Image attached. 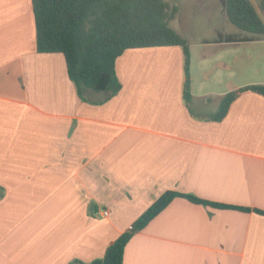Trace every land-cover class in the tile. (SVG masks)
<instances>
[{
  "label": "crops",
  "instance_id": "obj_1",
  "mask_svg": "<svg viewBox=\"0 0 264 264\" xmlns=\"http://www.w3.org/2000/svg\"><path fill=\"white\" fill-rule=\"evenodd\" d=\"M187 43L188 100L180 45L125 49L120 90L81 98L64 55L37 51L31 0H0V264L101 258L167 190L227 207L175 197L123 264H264V95L214 118L264 84V33Z\"/></svg>",
  "mask_w": 264,
  "mask_h": 264
},
{
  "label": "trees",
  "instance_id": "obj_2",
  "mask_svg": "<svg viewBox=\"0 0 264 264\" xmlns=\"http://www.w3.org/2000/svg\"><path fill=\"white\" fill-rule=\"evenodd\" d=\"M220 3L227 19L237 28L252 34L264 33L261 16L264 14V0H256V5L252 0H220ZM31 4L37 51L64 55L68 77L81 98L88 89L106 92V98L120 90L115 61L125 49L168 45H180L183 49V92L185 100L191 97L189 46L182 35L169 25L176 8L170 10L165 0H31ZM229 40L232 39L229 37ZM244 90L264 95V84L246 85L226 93L214 118L221 119L230 102ZM175 197L227 207L193 194L167 190L107 246L101 258L89 262L73 260L68 264H123L124 248L132 235Z\"/></svg>",
  "mask_w": 264,
  "mask_h": 264
},
{
  "label": "rangeland",
  "instance_id": "obj_3",
  "mask_svg": "<svg viewBox=\"0 0 264 264\" xmlns=\"http://www.w3.org/2000/svg\"><path fill=\"white\" fill-rule=\"evenodd\" d=\"M175 7L169 25L187 41L216 38L219 32L238 30L226 17L220 0H165ZM256 5V0H252ZM264 19V14H261Z\"/></svg>",
  "mask_w": 264,
  "mask_h": 264
},
{
  "label": "built area",
  "instance_id": "obj_4",
  "mask_svg": "<svg viewBox=\"0 0 264 264\" xmlns=\"http://www.w3.org/2000/svg\"><path fill=\"white\" fill-rule=\"evenodd\" d=\"M97 215L99 217H106L109 215V210L106 208L101 209L99 212H97Z\"/></svg>",
  "mask_w": 264,
  "mask_h": 264
}]
</instances>
